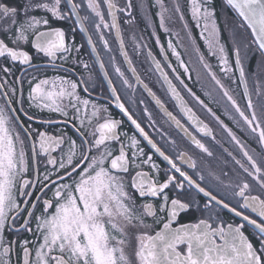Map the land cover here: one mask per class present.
<instances>
[{
	"label": "snow or ice",
	"instance_id": "obj_1",
	"mask_svg": "<svg viewBox=\"0 0 264 264\" xmlns=\"http://www.w3.org/2000/svg\"><path fill=\"white\" fill-rule=\"evenodd\" d=\"M224 4L242 18L235 24L225 22L231 34L228 41L223 39L215 0H189L191 21L206 56L179 0H171V7L164 0L151 4L124 0L122 5L117 0H0V264H134L127 251L133 237L135 264H264V0H224ZM151 8L157 9L159 27L166 34L175 36L177 43L187 38L188 46H180L196 56V80L203 70L213 82L212 91L235 113L226 107L225 115L259 150L225 124L181 78L177 66L189 81L192 75L171 38L167 48L177 66L163 45L165 64L153 56L143 35L153 23ZM121 18L128 26L124 30L130 34L133 52L147 49L178 115L141 79L126 50ZM58 21L72 23V31L78 29L85 36L90 59L83 58V44L77 45L74 37L66 39L63 28L52 26ZM177 21L180 30L168 26ZM113 30L116 49L107 38ZM156 43L160 44L159 37ZM29 47L36 58L42 54L47 62L34 63ZM256 54L257 71L246 73L249 58ZM17 65L22 69L18 75ZM214 67L223 75L218 76ZM48 68L66 75H36ZM173 79L227 134L241 158L227 148L224 152L238 168L217 173L199 167L182 145L186 139L212 157L202 140L220 141ZM241 85L242 96L237 92ZM138 87L151 97L159 119L146 105L137 107L144 104L143 99L137 101ZM205 95L213 99L212 93ZM111 104L132 126L131 134L121 130L124 120L112 116ZM34 122L59 127L51 133L33 128ZM67 126L75 138L68 135ZM142 142L150 146V153ZM154 154L168 167L161 169ZM145 165L151 174L143 171ZM200 194L205 198L202 207L195 203ZM145 198L158 199L159 211L167 216L163 230L154 235L149 230L163 217ZM193 209L204 217L172 227L181 213ZM225 211L242 222L224 221ZM246 225L252 227L256 243L245 234ZM23 233L31 239H20Z\"/></svg>",
	"mask_w": 264,
	"mask_h": 264
},
{
	"label": "flooded vegetation",
	"instance_id": "obj_2",
	"mask_svg": "<svg viewBox=\"0 0 264 264\" xmlns=\"http://www.w3.org/2000/svg\"><path fill=\"white\" fill-rule=\"evenodd\" d=\"M123 2H124V0H117L118 5H122ZM148 3L151 4L152 0H148ZM156 11H157L156 8H151L153 23L151 26L147 27L146 31L143 32V35L145 37V41L147 42L148 47L151 49L153 56H155L156 59L160 60L162 65L165 64V61H164L163 55L160 52V45L164 46L165 50L167 51L168 58L171 61V63L173 64V66H177L175 57L172 56L171 51L167 48L168 39L169 38L172 39V36L170 33L166 34L163 31V29H161L159 27V19L155 15ZM134 14H136L135 9H134ZM119 15H121V17H122V14H119ZM120 23H121L122 30L127 29L128 26L124 23L123 18H121ZM52 26L63 28L66 32V39L74 37L75 43L77 45L83 44L84 47L81 48V53L83 54V58L84 59H90V56H89L90 49L88 48V46L86 44V38L78 29L75 32L72 31V29L74 27V25L72 23L58 21V22H55ZM144 28H145V23H141L140 29H144ZM153 31H155V35H152ZM122 35L125 37L126 50L129 52V55L133 61L134 66L136 67L137 72L139 73L141 79H143L144 82L146 84H148V86L157 94V96H159L162 100L165 101L169 110L173 111L174 114L178 115V109H176L174 107V101H172L169 98V96L166 95V92H165L166 86L163 85V82L160 79L159 73L155 71L154 65H152L151 60L149 58H147V49H144L139 54L133 52L132 47H131L129 32L124 30V31H122ZM157 37H159V42H160L159 45L156 43ZM107 38H109L110 45L114 49L118 48V42L115 40L114 30L111 33V35H109ZM94 39H95V37H94ZM172 41H173V39H172ZM173 43L176 44V41H173ZM202 48L204 49L203 44H202ZM28 51L30 52V54L34 55V61H33L34 63L43 64V63L47 62L48 58L43 57L42 54H41L40 58H36L33 50L30 47L28 48ZM117 59L121 63H123V58L121 56H119L118 52H117ZM251 60H252V57H251ZM251 60H250V62H251ZM21 70H22L21 66H19V65H17L16 68L14 69V71L16 72L17 75L20 73ZM165 71L168 72L170 78L173 77V73L166 66H165ZM177 72L180 74L181 78L185 80V83L188 84V86L192 89V91L195 92L196 95L199 96L200 99L203 100L204 103L207 104L208 107L211 108L213 110V112H215L216 115H218L220 117V119L224 121L225 124H227L230 128H232V130L234 132H236L237 135L241 136L242 139L246 140L253 148H257V145H255L252 142V140L249 139L243 132H240L235 127L233 121L230 120L227 115H225L226 107H227V110L229 112H232L233 114H235L234 111L230 108V106L226 105V101L221 100L220 96L217 95V93H215L213 91L210 92V93H212V97H213V99L210 101L209 97L205 95V92H209L210 89H208V88L205 89L202 86H199L197 80H195V77H194V75H192V73H191L192 80L189 81L186 78L185 74L183 73V69L179 68L178 66H177ZM56 74L66 75V73L58 72L56 69H52V68H48L46 71L42 70V71L36 73V75L40 78H43L45 76L51 77V76L56 75ZM126 74L129 75L130 79H132L130 73H126ZM73 78H75V77H73ZM173 83L177 84L178 89L181 91V94L184 96V98L188 102L189 106L192 107L193 110L196 112V114L198 116H200V118L206 124H208L209 127H211L213 129V134L216 135L217 140L220 141V144H217L214 141H212L210 138H205L202 140V142H204L206 144V146L209 147V149L213 152L212 157H208L205 153H202L199 150H196L194 148V146L190 145L186 139L181 141L182 145H184L185 147H187L189 149V154L193 155L194 158L197 159L198 166L199 167L206 166L207 168H210L217 173H219L221 171V169L228 170V169H232L234 167L238 168V166H236L234 164V162L232 161L231 157H229L227 155V153L224 152V148H227L229 151L233 152V155H236L237 158H241V154L236 150L234 145L230 144L228 142L229 138L227 137V134L224 133L220 129V126L216 123V121L214 119L211 118V116H209L206 113L205 110L199 108L196 105L195 101L190 96H188L186 92H184V90L179 86L178 82L175 79H173ZM28 90H29V84L27 82H25L24 83V95H25V105L24 106H25V108H27V106H28V103H27ZM97 91H99V90H97ZM237 92L240 94V96H242V94H243L242 85L237 89ZM81 94L83 95V93H81ZM105 95H107L106 91H105ZM136 98H137L138 102L140 99H143V101H144L143 105H141L139 103L137 104L138 108H143L146 105L149 108V110L152 111L153 114L156 115L157 118L159 119L160 113H159L158 109L156 108L151 97H149L148 94L146 92H144L142 88H139V87L137 88ZM239 98L240 97L238 96L237 99L239 100ZM122 99H123V97H122ZM102 102L108 103L107 100H103ZM32 111L35 112L36 110L32 109ZM110 111H111L112 116L114 118L124 120V124H123L121 130L126 131L129 134H131L133 132L132 126L127 121V119L122 116V114L119 112V110L115 107L114 104H111ZM21 119H24V117L21 116ZM32 127L33 128H39L42 131L47 129L49 132L55 133V129L57 127H59V125L47 126V125H41V124L34 122L32 124ZM189 130L192 131L193 134L196 135L198 139H201V134L196 133L195 130L192 128H189ZM67 131H68V135L73 136L75 138V134H74V131L71 128V126H67ZM221 145H223V147H221ZM141 146L145 147L146 152H149V153L151 152L150 146H148L146 144V142H142ZM257 150H259V149L257 148ZM53 155H56V153H53ZM41 159H43V157H41ZM153 160L155 163H157L160 166L161 169H165L168 167L167 162L164 161L162 158H160L158 156V154L153 155ZM178 163H179V161H178ZM184 167L186 168L187 166L185 165ZM143 171L149 172L150 174L152 173L150 166H147V165H145L143 167ZM162 175H163V173H161V176ZM205 175H207V172H205ZM208 179H209V182H211L213 184L215 183V181H212L210 177ZM252 183H254V182H252ZM169 196H170V198H172L173 193L169 192ZM204 199L205 198L202 196V194H200V196L196 197L195 203L198 204L200 207H202ZM233 199L235 201L238 198H233ZM144 202L154 203V205L157 208V216L163 217V219H161L160 222L158 224H156L153 229L149 230L150 234L154 235L155 231H160L163 229V223L167 222V216H166V213H162L159 211L160 201L158 199L145 198ZM137 203L140 204L141 201L138 199ZM204 215H205V213L196 211L195 209L188 211V212H185V213H181V215L177 218V220L172 223V227H178L181 224L196 223L199 221V219L203 218ZM252 215L254 216L255 214H252ZM222 217H223L224 221L229 222V223L239 224L242 222L241 218L235 217L234 214L229 213L227 211H225L222 214ZM148 222L152 223L151 217L148 218ZM244 231H245V234L253 241V243H256V239L254 237V232H253L252 227L250 225H246ZM23 238L31 239V236L28 233H23L21 235L20 239H23ZM218 242H220V241L218 240ZM135 248H136V240L133 237L131 247H129L127 249V251L129 253L130 257L133 259L134 264H135V257H134Z\"/></svg>",
	"mask_w": 264,
	"mask_h": 264
},
{
	"label": "rangeland",
	"instance_id": "obj_3",
	"mask_svg": "<svg viewBox=\"0 0 264 264\" xmlns=\"http://www.w3.org/2000/svg\"><path fill=\"white\" fill-rule=\"evenodd\" d=\"M165 4L168 5L169 7H171V0H164ZM180 4H181V7H182V11L185 13V18L189 21L190 23V26L192 28V33H193V36L196 37L197 39V42L200 46V49L202 52L205 53V55L207 56V51L206 49L204 48H201L202 47V44L200 42V37H199V30L196 29L194 23L191 21V16H190V12H189V0H179ZM218 18V17H217ZM240 20V18L236 15H230V14H227V12L224 10L223 12H220L219 13V18H218V22L220 24V28L223 32V39L225 41H228L230 39V33L227 31L226 29V24L225 22L227 21L228 23L230 24H235L237 23L238 21ZM168 26L174 30H180V24L179 22L177 21L176 23H172V22H168ZM181 36H184V32L181 31ZM172 39L173 41H176V47H177V50L181 53V56L182 58L184 59V62L189 66V69H190V72L192 73V75H194L195 77V80H196V71L194 70L195 66L197 65V59H196V56L195 54L193 53H186L184 51V48H182L180 46V44H184L185 46H188V41H187V38L185 37L184 40H182L180 43H177V40H176V37L175 36H172ZM202 41V40H201ZM203 43V41H202ZM228 52H229V55H230V62L231 61V52H232V49H231V45L228 46ZM252 57V56H251ZM251 57L249 58L248 62H247V66H246V73H253V72H256L257 71V66L259 64V62H255V66L253 68H249L250 66V60H251ZM210 62L213 64V65H216L217 64V61L215 58H209ZM203 71V70H202ZM213 71H215L217 73L218 76H222L223 73H221L219 67H214L213 68ZM198 82V85L199 86H202L203 88H208L210 89L209 93L212 91V88H213V82H211L210 78L206 77L205 73L201 72V79L200 81H197ZM250 87H251V83H250Z\"/></svg>",
	"mask_w": 264,
	"mask_h": 264
},
{
	"label": "trees",
	"instance_id": "obj_4",
	"mask_svg": "<svg viewBox=\"0 0 264 264\" xmlns=\"http://www.w3.org/2000/svg\"><path fill=\"white\" fill-rule=\"evenodd\" d=\"M215 7L217 10V17L218 18H219V13L223 12L224 10L231 15V12L229 11V7L224 6L223 0H215ZM200 42H201V44H203L201 40H200ZM259 60H260V57L258 54L253 55V58L250 62V68H253L255 66V62H257V61L259 62Z\"/></svg>",
	"mask_w": 264,
	"mask_h": 264
},
{
	"label": "water",
	"instance_id": "obj_5",
	"mask_svg": "<svg viewBox=\"0 0 264 264\" xmlns=\"http://www.w3.org/2000/svg\"><path fill=\"white\" fill-rule=\"evenodd\" d=\"M163 230V229H162Z\"/></svg>",
	"mask_w": 264,
	"mask_h": 264
}]
</instances>
